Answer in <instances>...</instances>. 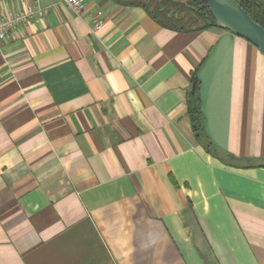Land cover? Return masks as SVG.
Returning a JSON list of instances; mask_svg holds the SVG:
<instances>
[{
    "label": "crops",
    "instance_id": "0c3cea01",
    "mask_svg": "<svg viewBox=\"0 0 264 264\" xmlns=\"http://www.w3.org/2000/svg\"><path fill=\"white\" fill-rule=\"evenodd\" d=\"M131 1L43 0L0 42V264H264V55Z\"/></svg>",
    "mask_w": 264,
    "mask_h": 264
},
{
    "label": "trees",
    "instance_id": "16d2710c",
    "mask_svg": "<svg viewBox=\"0 0 264 264\" xmlns=\"http://www.w3.org/2000/svg\"><path fill=\"white\" fill-rule=\"evenodd\" d=\"M256 23L264 28V0H236ZM129 5L145 10L149 17L164 29L174 32H201L219 28L206 3L201 0H133ZM188 117L194 135L215 155L213 145L204 136V118L201 110L200 81L191 75L188 91Z\"/></svg>",
    "mask_w": 264,
    "mask_h": 264
},
{
    "label": "water",
    "instance_id": "95a60500",
    "mask_svg": "<svg viewBox=\"0 0 264 264\" xmlns=\"http://www.w3.org/2000/svg\"><path fill=\"white\" fill-rule=\"evenodd\" d=\"M217 26L251 43L264 55V28L253 20L236 0H201Z\"/></svg>",
    "mask_w": 264,
    "mask_h": 264
},
{
    "label": "built area",
    "instance_id": "2783aa9c",
    "mask_svg": "<svg viewBox=\"0 0 264 264\" xmlns=\"http://www.w3.org/2000/svg\"><path fill=\"white\" fill-rule=\"evenodd\" d=\"M33 5L25 9L10 10L0 17V42L8 39L11 33L19 26L29 22L41 21L49 14V7L44 6L43 0H32ZM77 17L81 16L86 8V0H60ZM101 13L92 16L96 27H102Z\"/></svg>",
    "mask_w": 264,
    "mask_h": 264
}]
</instances>
